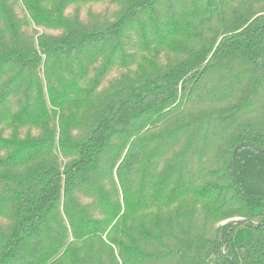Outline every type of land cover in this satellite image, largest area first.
Masks as SVG:
<instances>
[{
  "label": "trees",
  "instance_id": "trees-1",
  "mask_svg": "<svg viewBox=\"0 0 264 264\" xmlns=\"http://www.w3.org/2000/svg\"><path fill=\"white\" fill-rule=\"evenodd\" d=\"M0 264H264V0H0Z\"/></svg>",
  "mask_w": 264,
  "mask_h": 264
},
{
  "label": "rangeland",
  "instance_id": "rangeland-1",
  "mask_svg": "<svg viewBox=\"0 0 264 264\" xmlns=\"http://www.w3.org/2000/svg\"><path fill=\"white\" fill-rule=\"evenodd\" d=\"M226 221V220H225ZM224 222V221H223Z\"/></svg>",
  "mask_w": 264,
  "mask_h": 264
}]
</instances>
